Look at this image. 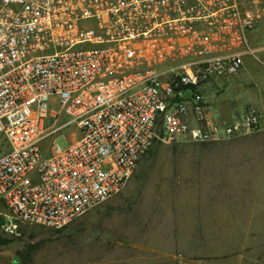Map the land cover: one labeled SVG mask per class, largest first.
I'll return each mask as SVG.
<instances>
[{"label":"built area","instance_id":"built-area-1","mask_svg":"<svg viewBox=\"0 0 264 264\" xmlns=\"http://www.w3.org/2000/svg\"><path fill=\"white\" fill-rule=\"evenodd\" d=\"M263 20L264 0H0V234L63 228L155 141L264 130V107L214 117L204 91L243 69ZM71 124L65 148L41 146Z\"/></svg>","mask_w":264,"mask_h":264},{"label":"crops","instance_id":"crops-1","mask_svg":"<svg viewBox=\"0 0 264 264\" xmlns=\"http://www.w3.org/2000/svg\"><path fill=\"white\" fill-rule=\"evenodd\" d=\"M240 75L216 78L204 88L214 117L234 119L244 111L229 95ZM250 105L264 107L262 99H252ZM161 148L166 157L162 182L147 204L149 212L133 204L135 230L139 226L136 243L158 256L184 262L238 253L257 201L264 205V130L151 146L149 158H140L132 175L157 167L161 162L151 157H157Z\"/></svg>","mask_w":264,"mask_h":264},{"label":"rangeland","instance_id":"rangeland-1","mask_svg":"<svg viewBox=\"0 0 264 264\" xmlns=\"http://www.w3.org/2000/svg\"><path fill=\"white\" fill-rule=\"evenodd\" d=\"M249 46L254 55L244 57L240 78L229 95L233 102L247 108L252 99H262L264 104V24L257 25L247 33ZM238 74V73H237ZM210 113H212V103ZM256 105V104H255ZM251 106V105H250ZM240 108V109H241ZM69 117L63 116L62 121ZM73 124L48 136L40 143L47 148L50 142L61 149L73 139ZM156 141L152 144H163ZM7 149L0 135V152ZM149 152V151H148ZM146 152L141 159L149 158ZM50 152H46L49 154ZM161 162L145 169L143 175H132L120 192L105 202L91 208L61 229L23 223L22 232L10 244L0 246V264H180L184 260L161 257L136 243L139 226L133 225L137 212L133 204H140V211L149 212L147 204L153 200L158 185L162 182L165 152L156 153ZM167 155V152H166ZM264 198V197H261ZM264 201V200H263ZM257 201L251 222L245 232L244 242L238 253L222 259L191 261V264H264V205ZM264 204V203H263ZM259 207H258V206ZM136 213H135V212ZM139 211V212H140ZM257 212V214H256ZM29 248H32L29 251Z\"/></svg>","mask_w":264,"mask_h":264},{"label":"water","instance_id":"water-1","mask_svg":"<svg viewBox=\"0 0 264 264\" xmlns=\"http://www.w3.org/2000/svg\"><path fill=\"white\" fill-rule=\"evenodd\" d=\"M14 241V238L11 237H5L2 234H0V246H4L7 244H10Z\"/></svg>","mask_w":264,"mask_h":264},{"label":"trees","instance_id":"trees-1","mask_svg":"<svg viewBox=\"0 0 264 264\" xmlns=\"http://www.w3.org/2000/svg\"><path fill=\"white\" fill-rule=\"evenodd\" d=\"M156 142V141H155ZM148 151V150H147ZM32 250V248H29V251H31Z\"/></svg>","mask_w":264,"mask_h":264}]
</instances>
